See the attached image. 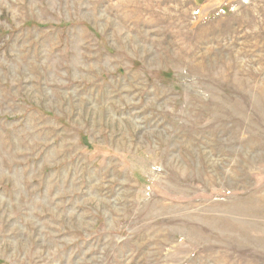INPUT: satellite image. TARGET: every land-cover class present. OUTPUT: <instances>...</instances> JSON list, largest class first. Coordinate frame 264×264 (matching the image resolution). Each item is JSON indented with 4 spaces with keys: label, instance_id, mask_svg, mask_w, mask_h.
<instances>
[{
    "label": "rangeland",
    "instance_id": "1",
    "mask_svg": "<svg viewBox=\"0 0 264 264\" xmlns=\"http://www.w3.org/2000/svg\"><path fill=\"white\" fill-rule=\"evenodd\" d=\"M0 264H264V0H0Z\"/></svg>",
    "mask_w": 264,
    "mask_h": 264
}]
</instances>
